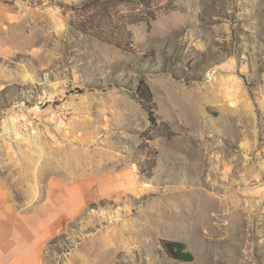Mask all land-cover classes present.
<instances>
[{
  "label": "rangeland",
  "instance_id": "374dc122",
  "mask_svg": "<svg viewBox=\"0 0 264 264\" xmlns=\"http://www.w3.org/2000/svg\"><path fill=\"white\" fill-rule=\"evenodd\" d=\"M161 1L0 0V210L40 264H264V0Z\"/></svg>",
  "mask_w": 264,
  "mask_h": 264
},
{
  "label": "crops",
  "instance_id": "0c3cea01",
  "mask_svg": "<svg viewBox=\"0 0 264 264\" xmlns=\"http://www.w3.org/2000/svg\"><path fill=\"white\" fill-rule=\"evenodd\" d=\"M0 210V264H40L43 238L51 234L50 225L40 220H13ZM23 235V241L18 238ZM14 241H10V238Z\"/></svg>",
  "mask_w": 264,
  "mask_h": 264
},
{
  "label": "trees",
  "instance_id": "16d2710c",
  "mask_svg": "<svg viewBox=\"0 0 264 264\" xmlns=\"http://www.w3.org/2000/svg\"><path fill=\"white\" fill-rule=\"evenodd\" d=\"M97 1V3H106L111 2L113 0H93ZM114 1H120V2H126L131 0H114ZM135 2L136 5L143 6V7H152L157 6L160 3H162L161 0H132ZM120 44V43H119ZM117 43V45H119ZM140 87L138 89L139 96L148 101V103L152 100V93L149 89V87L144 84L143 82H140ZM147 109L148 119L151 125H156L157 120L155 117V114L151 108V106H145ZM161 245L167 255L173 259L181 260V261H191L193 259V255L190 251L187 250L185 243L180 241H169V240H162Z\"/></svg>",
  "mask_w": 264,
  "mask_h": 264
},
{
  "label": "bare ground",
  "instance_id": "6f19581e",
  "mask_svg": "<svg viewBox=\"0 0 264 264\" xmlns=\"http://www.w3.org/2000/svg\"><path fill=\"white\" fill-rule=\"evenodd\" d=\"M211 73H212V72H211ZM207 75H208V74H207ZM207 75H206V76H207Z\"/></svg>",
  "mask_w": 264,
  "mask_h": 264
}]
</instances>
